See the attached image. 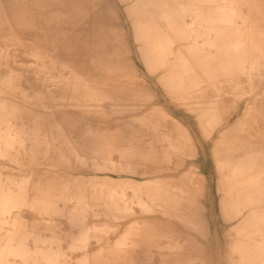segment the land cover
Segmentation results:
<instances>
[{
  "label": "rangeland",
  "instance_id": "obj_1",
  "mask_svg": "<svg viewBox=\"0 0 264 264\" xmlns=\"http://www.w3.org/2000/svg\"><path fill=\"white\" fill-rule=\"evenodd\" d=\"M106 1L108 10H105V6L98 0H0V8L3 9L0 11V47L3 52V58L0 60L3 63L0 66V90L7 91L9 89L12 94L17 92L15 95H19L18 100L26 95L27 98L26 96L23 98L26 104H30L32 107L35 105V109L47 114L43 121L42 119L38 121L41 123L45 121L55 137H58L56 123L64 128L68 139L79 145L77 153L88 161L87 167L78 165L70 168L67 166L54 168L40 165L33 168L31 158L28 156L22 158L18 163L5 159L4 163L0 164V179L5 186H12L14 181L21 182L29 179L31 189H33L38 177L58 173L69 176L74 174L82 178L84 176V179L96 176L132 177L138 181L146 179L159 181L162 185L172 187L173 184L176 186L177 182L178 186L187 184L190 179V171L203 173L205 194L200 198L206 207L207 227L199 222L197 227L200 226V228L196 230L184 226L176 218L171 217L167 220H170L169 223L172 225L166 238L163 239L166 243L164 246L167 247L172 240L181 241L184 248L181 251H176L181 256L178 259L169 258L162 262L155 253V248L148 245V242L153 240L149 234L156 235L162 232V229L158 227L160 225L158 218H161L160 221L169 218L166 216V209L165 213L163 209H159L161 212L156 210L142 214L140 207L134 205L136 214H125L126 216L120 214V219H117L113 217V214H109L110 212H104L103 207H97L95 214L98 217L90 213L86 224L88 228L98 227L99 238L92 234L88 249L72 247V239L79 235L81 229L71 227L66 216L40 215L31 207H24L27 215L24 221L30 232L36 233L39 238L47 241L46 245L40 243L41 247L50 245L54 241L53 246L62 250L70 264H81L85 252H88V256L93 258L98 254L102 255L101 257H106L112 250L118 254H116L118 258L115 261L109 260L107 264H127V261L128 264H132L125 252L122 254L117 251L116 243L118 244L120 238L126 237L125 234H128L129 229L133 230L130 226L135 225L134 221L142 223L143 226L140 225V230H142H138L142 236L139 237L141 243L133 247L138 252L137 255H133L136 260L133 264H188L186 261L189 258H192V264H231L228 257L233 240L236 238V230L249 212L244 211L235 220H228L223 215L221 204L226 193L219 186L220 174L216 167L215 151L222 134L234 127L242 118L248 104L254 103L256 98H261L264 94V0H255L251 6L240 3L237 8L239 13L247 17L246 21L239 19L237 22L216 26L218 32L210 35V41L206 36L198 38L201 53L196 56L195 68L193 72L183 74L186 82L182 86L178 85L173 89L165 84L169 69L159 67L155 72H152L142 58L143 43L137 41L132 18L126 11L127 4L133 0L127 2ZM177 3L176 12H182L183 8L189 10L186 15L178 19L179 29L184 31L187 30V23L193 19V11L197 9L198 1L177 0ZM94 5L98 11H103L101 24L94 22V13L92 12ZM74 7L82 8L83 13L71 14ZM216 8L218 7L213 3L203 7L205 12L213 11ZM103 32H109L112 39L115 34H119L121 38L119 48L121 53H124L120 61L124 65L135 67V74L128 66L129 71L126 76H121L120 82H123V86L111 84V76L104 68L111 59L99 60L97 56L95 45L100 38L105 37ZM180 36L182 37V35ZM191 43V39L182 37L178 39L174 49L176 51L184 50ZM236 45H241V47L236 50ZM125 48L128 49V52L124 51ZM185 53L187 55V52ZM249 57L260 67L255 72L253 87L248 85L247 75L240 70ZM6 60L9 63H14L13 67L7 66ZM66 63L71 65L70 68H66ZM11 68L14 70L13 73ZM47 68L48 70L51 68L50 72L55 77L62 74L69 75L71 70L76 73L84 72L91 75L92 78L98 79L99 84L88 91L72 92L54 100L46 95L44 100L46 106L44 107L37 100L40 93L37 87V77L40 72L46 73ZM12 77L15 78L11 81L13 82L11 87L5 82ZM210 78L212 79L210 80ZM215 81L224 86L223 108L226 113L223 124L208 137L197 114L191 108L198 107V102L199 106H203L211 100L210 96ZM115 82L117 83V81ZM237 86H239L238 93L243 94V98L238 101L233 96ZM198 92H202V95H198ZM77 103L82 105V108L74 107ZM257 103L260 113L252 114L248 132L242 135V140L264 145V103L262 101H257ZM124 105H130L134 109L131 116L125 119L131 123L128 126L129 129H126V135L133 139L134 146L140 145L141 152L144 151L145 154H148L143 155L142 160L147 163L148 168H152L153 175L148 173L142 178L141 174H119L114 171L103 172L98 169L96 172V168L91 164V159L94 156L101 157L95 155L88 147L92 143H96L101 152L111 148L113 153L110 158L115 162H118L120 157L114 151L128 147L126 146L128 143L124 140L125 131L117 129L118 122H115V119H118L119 109ZM88 127L95 129V132L92 134L86 132ZM59 138H61L59 146L65 149L64 138L61 136ZM124 144L126 145L124 146ZM257 151L264 153V147ZM55 158L57 159V157ZM246 174L252 177L260 176L259 182L264 186L263 163H259ZM158 178L159 180H157ZM89 183L81 182L82 185H91ZM37 186L36 184L34 189H37ZM59 188L57 187V189ZM107 190L110 192V189ZM131 192L130 189L127 190L128 194ZM32 193L33 191L30 190V194ZM62 203L60 201V207H63ZM12 223L13 221H10L5 225V229L0 231V236L13 228ZM196 223L198 222L196 221ZM101 225L105 230H108L105 231ZM108 225L109 228L111 227L110 229L107 227ZM29 240L33 243L34 237ZM148 250L153 251V257H151L153 263L146 255ZM169 252V249L165 250L166 254ZM115 253H111L113 257Z\"/></svg>",
  "mask_w": 264,
  "mask_h": 264
},
{
  "label": "bare ground",
  "instance_id": "obj_2",
  "mask_svg": "<svg viewBox=\"0 0 264 264\" xmlns=\"http://www.w3.org/2000/svg\"><path fill=\"white\" fill-rule=\"evenodd\" d=\"M121 1L127 2L128 0ZM197 1L198 7L193 11V19L190 23H187L188 31L179 29L178 19L186 15L189 10L183 8L182 12H176L177 0H133L126 6V11L132 18L135 27L137 41L143 43L141 50L142 58L152 72H155L159 67L169 69V75L166 77L165 84L172 89L178 85L182 86L186 82L184 73L193 72L196 56L201 53L197 39L206 36L208 37V41H210V35L218 32L216 26L237 22L239 19L246 21L247 17L239 13L237 6L240 3L251 6L255 2V0ZM98 2H102L105 10H108L107 8L109 7H106V0H98ZM209 3L215 4L218 8L205 12L203 7ZM95 7L96 5H94V9L92 10L94 22L95 24L96 22L101 24L102 15H104L103 11H98ZM2 10L0 8V11ZM71 11V14L77 12L83 13V9L80 7H74ZM102 34L105 37L100 38L95 45L97 47V56L99 60L111 59L107 66L104 67L111 76V84L123 86V82H120L122 80L121 76H126L127 71H129L128 66L135 74V67L128 64L124 65L120 61L124 53H121L119 48L121 41L119 34H115L113 39L110 37L111 34L109 35V32H103ZM180 35L183 38L188 37L192 43L186 46L184 50L176 51L174 45L178 39L182 38ZM240 47L241 45H236L235 49L238 50ZM124 51L128 52V49L125 48ZM185 52H187V55ZM2 58L3 52L0 47V60ZM5 63L11 67L14 64L9 63L8 60ZM155 64L157 65L155 66ZM1 65H3L2 62H0ZM65 66L66 68H70L71 65L69 66L66 63ZM259 68L250 57L245 65L240 67V70L247 75L250 87L255 85V72ZM11 71L12 73L14 72L12 68ZM50 71L51 68L49 70L47 68L46 73L40 72L37 77V87L40 92L37 100L44 107L46 106L44 104L46 95L48 98L54 100L72 92L88 91L99 84L98 79L92 78L91 75L84 72L76 73L71 70L69 75L62 74L59 77H55ZM14 78H9L5 83L12 87L11 83L13 82L11 81ZM114 81H117V83H114ZM223 89L224 86L219 85L215 81L210 96L211 100L203 106H199L200 103L198 102V107L191 108L197 114L198 120L208 137L223 124L226 113L223 108ZM238 89L239 86L235 87L233 94L237 101L243 98V94L238 93ZM11 92L9 89L7 91L0 90V164L4 163L5 159L18 163L21 162L22 158L28 156L31 158L30 161L33 168L40 165L54 168L58 166L70 168L78 165H86L87 167V159L80 157L77 153L79 145L68 139L64 128L56 123L58 137H55L45 121L42 123L38 121L39 119L43 121L44 116L47 114L35 109V105L32 107L30 104H26V101L23 99L26 95L18 100L19 95H15L17 92L15 94ZM198 95H202V92H198ZM257 101L264 103V94L263 97L256 98L254 103L248 104L246 109L244 108L245 112L242 118L238 120L234 127L222 134L215 151L216 167L220 174L219 186L226 193L221 204L223 215L228 220H235L244 211L249 212L248 216L244 218L236 230V238L233 240L228 257L231 264H264V186L259 182L261 180L260 176L252 177L246 174L259 163L264 164V153L257 151L264 147V145L242 140V135L248 132L252 114L260 113V110L257 108ZM74 107L82 108V105L77 103ZM133 111L134 109L130 105H124L117 113L118 119H115V122H118L117 129L125 131L124 140L128 143V145L124 144V146H128L126 149L119 148L114 151L119 154L120 160L118 162L110 158L113 153V150H110L111 148L101 152L98 150L96 143L88 146L95 155L102 158L94 156L91 159V164L96 168V172L98 169L103 170V172L107 170L119 174H141L140 177L143 175L142 178L152 172V168H148L147 163L142 160L143 155L148 154H145L144 151L141 152L140 145L134 146L133 139L128 138L126 135V129H129L128 126L131 123L125 119L129 118ZM86 132L92 134L95 132V129L88 127ZM59 136L63 137L66 142L65 149L59 146V140L61 139ZM156 139L158 140V138ZM191 148L193 149L192 146ZM54 158L56 161L53 160ZM145 165H147L148 169ZM188 181L187 184L178 186L177 182L176 186L173 184L172 187H168V185L160 184L159 181L147 179L145 181H138L132 179V177L113 178L109 176H96L84 179V176L82 178L74 174L69 176L52 173L51 175L45 174L38 177L32 187L33 189H31L29 179L22 180L21 182L14 181L12 182V186H5L0 179V231L5 229V225L9 224L10 221H13V228L0 236V264H70L64 257L62 250L57 246H53L54 241L50 245L40 246V243H45L46 245L47 241L39 238L36 233L29 231V227L24 221L27 216L23 209L24 207H31L32 210L40 215L53 216L56 214L57 217L59 215L66 216L71 227L81 229L79 235L73 237L72 247L83 249H86L89 245L90 238L93 236L92 234L95 235L94 237L99 238L98 227L93 225L94 227L88 228L86 224L90 213L95 214L97 207H103L104 212H110L109 214H113V217L117 219H120V214H136L134 205L140 207L142 214L163 209L164 213L167 211L166 216H169V218L162 221H160L161 218H158L160 223L158 227L162 229V232L156 235L149 234L151 238L153 237V240L149 241L148 245L155 248V253L162 262L169 258H181L176 253V251H181L184 248L181 241L172 240L168 243L167 247L164 246L166 243L163 239L166 238L172 225L169 223L170 220H167L171 217L176 218L184 226L196 230L200 228V226L197 227L199 222L207 227L205 217L206 207L201 199L205 194V186L203 185V182H205L204 174L190 171V179ZM81 182L84 184L90 182L91 185H82ZM36 184L38 185L37 189H34ZM57 187L60 188L57 189ZM107 189H110V192ZM128 189L132 191L130 194L127 193ZM30 190L36 195L30 194ZM60 201L63 202L62 208L59 206ZM99 215L101 216V214ZM104 215L106 216V214ZM110 216L107 218L110 219ZM134 222L135 225L130 226L133 230L129 229V227L130 231L127 232L128 234H125L126 237L120 238L118 244L116 243L117 251L122 252V254L125 252L128 255L127 257H129V262L132 264L136 262L133 255H137L138 253L133 247L141 243L139 237H142L141 232L138 233L142 223ZM107 227L109 228V225ZM144 227L146 228L147 226ZM102 233L104 234V232ZM31 237H34L33 243L29 240ZM166 249L170 250L169 254L165 253ZM112 252L115 253L113 250ZM111 253L109 252L106 257H101L102 255L98 254L91 258L88 256V252H85L83 254L84 257L81 259V264H107L109 260H117V253L114 254V257ZM146 255L149 256L150 262L153 263V259L151 258L153 257V251L148 250ZM186 262L192 264L193 260L189 258Z\"/></svg>",
  "mask_w": 264,
  "mask_h": 264
}]
</instances>
